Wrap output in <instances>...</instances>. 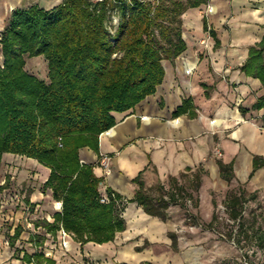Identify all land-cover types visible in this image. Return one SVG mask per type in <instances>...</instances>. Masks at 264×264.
I'll list each match as a JSON object with an SVG mask.
<instances>
[{
	"label": "trees",
	"instance_id": "trees-1",
	"mask_svg": "<svg viewBox=\"0 0 264 264\" xmlns=\"http://www.w3.org/2000/svg\"><path fill=\"white\" fill-rule=\"evenodd\" d=\"M211 0H63L46 10L37 5L18 8L1 32L3 65H0V168L4 154L37 160L51 170L45 188L63 202V213L55 221H42L46 231L56 236L60 227L85 245L114 241L126 229L121 217L126 204L137 203L145 213L163 221L170 206L198 209L202 177L199 170L170 177L147 188L143 172L132 182L138 186L132 199L107 190L108 202H102L100 185L104 178L95 174L96 165L81 162L80 150L90 148L102 159L100 136L117 124L114 114L135 109L157 93L164 83V60L174 61L187 50L182 16ZM118 10L120 23L114 34L108 28L111 14ZM204 29L216 41V32L204 18ZM44 57L48 62L49 82L29 73L26 58ZM264 85V37L249 49L246 62L239 68ZM210 97L213 86L202 84ZM264 107V96L253 106ZM242 114L247 111L240 108ZM198 117L192 98L184 99L173 114ZM221 177L229 185L235 179L234 162L217 160ZM264 167V159L255 156L251 179ZM188 171H191L189 169ZM6 186H0L2 192ZM258 192L249 193L243 185L228 192L224 201L227 219L236 230L230 233L247 264H256L245 249L256 246L264 251V204H256L246 216L250 202H258ZM29 204V199L27 200ZM216 209L217 204L214 201ZM197 224L198 218L188 214ZM215 214L206 228L214 229ZM16 231V238L20 236ZM41 236L31 241L43 246ZM176 248V243H173ZM255 254V252H253ZM24 259L37 264H56L43 253ZM222 264H243L238 259Z\"/></svg>",
	"mask_w": 264,
	"mask_h": 264
},
{
	"label": "crops",
	"instance_id": "crops-1",
	"mask_svg": "<svg viewBox=\"0 0 264 264\" xmlns=\"http://www.w3.org/2000/svg\"><path fill=\"white\" fill-rule=\"evenodd\" d=\"M215 1L219 5L218 13L209 12L204 16L202 9H190L184 23L196 36L202 37L208 33L204 29V18H207L209 27L216 32L220 44L216 45L214 40L216 50L201 62L198 74L204 78L202 84L214 87L215 99H222L220 104L225 107L217 110L211 102L191 97L198 117H174L184 99L172 96L173 86L169 88L167 82L169 72L172 73L170 70L167 72L164 66V83L155 95L121 117L114 114L117 122L112 128L114 134L103 136V133L100 136L102 159L90 148L80 150L81 162L96 165L95 174L104 178L100 185L101 194L107 195V190L112 189L132 199L138 189L132 181L141 172L147 188L160 182L168 187L171 176L180 178L181 174L195 173L201 167L208 170L214 180H224L217 160L210 157L217 142L222 150L221 159L226 164L234 162V180L240 179L249 193L259 194L264 189V167L249 178L254 157L264 159V107L253 109L264 96V85L239 69L246 62L250 47L264 37V0H211L210 5ZM20 3L21 0H13L12 7ZM36 5L46 10L58 6L54 0H44ZM12 11L3 29L9 23ZM1 37L0 30L3 56ZM197 79L199 76L195 81ZM199 89L200 85L198 89L194 85L196 94ZM205 98L210 100L211 94ZM231 102L236 104L233 109L227 106ZM240 108L247 112L242 114ZM213 115L226 120L223 123L227 127L226 134L216 135L210 124ZM174 119L182 120V123L175 126L172 124ZM1 171L4 175L0 186L6 183V188L0 193V199L8 198L15 186L22 190L32 188L31 202L34 204H8V200L7 204H0V264H37L34 259L28 263L24 256L27 254L34 258L45 246L53 249L50 259L56 264H211L206 256L209 247H196L200 236L183 237L178 234L186 221V216L180 212L184 209L180 206H170L168 219L163 221L145 213L137 203L126 204L121 213L126 229L117 233L114 241L81 245L71 235L72 249L64 252L58 246L57 235L52 240L47 239L49 232L46 228L37 226L42 221L53 223L57 214L54 204H47L54 199L52 190L45 188L51 170L35 159L7 153L3 156ZM198 193L194 192L196 196ZM199 199L201 210L203 195ZM17 230L21 231L18 238L15 236ZM32 236L45 238L43 246L31 241Z\"/></svg>",
	"mask_w": 264,
	"mask_h": 264
},
{
	"label": "rangeland",
	"instance_id": "rangeland-1",
	"mask_svg": "<svg viewBox=\"0 0 264 264\" xmlns=\"http://www.w3.org/2000/svg\"><path fill=\"white\" fill-rule=\"evenodd\" d=\"M41 1L43 2L44 0H21L20 4L12 7V10H13L12 12H14L18 8L27 9L31 6L36 5L38 2L42 3ZM54 1H55V4L59 5V3L61 4L63 0H54ZM147 1L155 3L158 0H147ZM209 5H210V2L206 5H202L201 7H199V9H202L201 11L204 16L209 15V11H208ZM189 11L190 9L182 16L183 37L187 43V50L180 57H178L176 60L172 62L169 60L163 61V65L167 69V72L170 70L172 73V80L174 82V85L171 88L170 92H173L172 96L174 98H178L179 96V98H181L182 100L192 97L195 99L203 100L206 103L211 102L212 105L214 106L213 108L218 110L219 107H225V106H222V104H220L223 102L222 99H218V98L215 99L216 98L215 89H211L210 91L211 99L206 100L205 95H204V90L203 88L201 89V84L204 82V78L200 74H198L199 68L201 66V62L204 60L206 61L207 58L210 57L212 50H216L215 41L210 36L209 33H207L206 35H202V37H198L196 36V34H194V31L192 29H188L185 26L184 18H185V15ZM120 20H121L120 12L118 10L114 11L111 14L110 19L107 24L112 34L116 32V29L120 23ZM7 26H8V23L5 27ZM4 29L2 28L1 32ZM189 51H192L194 53V56L198 60L197 69L194 71V73L191 76H189L191 85H192L191 93H189L188 90L185 89L183 85V79L179 71V60L184 54H186ZM26 64H27L26 69L28 72L35 74L38 78L49 82L48 62L45 60L44 57L26 58ZM0 65H3V61L2 62L0 61ZM196 76H199V79H197V81H195ZM194 85H196L197 89L200 85V89H199L200 92L197 94L193 91ZM179 89L182 92V94H178ZM159 90H160V87H159ZM227 106L233 109V107H235L236 104L231 102ZM215 119L216 118L213 115L211 116L210 121L215 120ZM174 120H177V119H174ZM214 128H215L214 132L216 133L217 136L227 133V127H224L223 125L221 127H214ZM210 157L215 158L216 160H219L222 158V150L218 142H217L216 147L211 150ZM9 166L11 167L12 164L10 163ZM198 170L199 172H201V177H202V184H201L198 196L199 198H202V195H203V206L201 210L200 208L199 210H196L193 207V203L189 202L187 205L188 210L184 209L180 211L184 216H186V221H185L184 226H182L178 234L183 237H187L188 235H196L197 237L200 236V240L196 241V247H201V246H205L206 248L209 247L206 251V256L207 258H209L208 260L211 264L212 263L222 264L223 262L233 261L237 259L243 264H247L246 261L243 259V251L237 248L235 242L229 238L230 233L236 230V226L232 221L227 219V215L225 213V209L223 205L228 192L238 187L239 185L243 184L242 181H240V179H238L239 181L234 180L231 185H228L224 180H218V181L214 180L212 176L210 175V172L206 170L204 167H201ZM3 175H4V171H1V168H0V180ZM156 185L157 183L154 186ZM33 191L34 190L32 188H28L26 190L24 188L22 190L21 187L15 186L12 189V191H10L11 193L9 192V195L7 196L8 198L0 199V204H7L8 201H9L8 204H28L27 203L28 199L30 202L29 204H34L31 202V197H32L31 195ZM263 194H264V189H262V191L259 193V201L257 203L256 202L249 203L250 205L246 212V216H248V213L250 212L252 208L257 207L256 204H259V203L264 204ZM214 201L217 204L216 209L214 207ZM55 202H57V200L53 199L51 203L49 202L47 204H54ZM214 212L218 216V221L214 229L206 228V226L211 222ZM189 213L193 214L196 218L199 219L196 221L197 224L193 223L195 222L194 219H190L188 217ZM245 250L250 255H253L252 259L256 264H264V251H261L256 246L247 247ZM253 252H255V254H253ZM202 255L204 254L202 253Z\"/></svg>",
	"mask_w": 264,
	"mask_h": 264
},
{
	"label": "bare ground",
	"instance_id": "bare-ground-1",
	"mask_svg": "<svg viewBox=\"0 0 264 264\" xmlns=\"http://www.w3.org/2000/svg\"><path fill=\"white\" fill-rule=\"evenodd\" d=\"M11 2V3H10ZM12 2L13 0H0V30L3 28V26L5 25L8 17L11 14L12 11ZM218 7L219 5L215 3H212L209 7V12L211 14H216L218 13ZM3 56L1 55V51H0V61H3ZM198 67V60L197 58L194 56V53L192 51L187 52L186 54H184L181 59L179 60V71L180 74L182 76L183 79V85L184 87L188 90L189 93L192 92V85H191V81L189 76H191L194 71L197 69ZM167 82H168V86L169 88H171L174 85V82L172 80V75L169 72L168 78H167ZM178 94H182V92L179 90ZM123 115L119 114L117 115L118 117H121ZM146 120L150 121V118H146ZM224 121H226L224 118H216L215 120L210 121V124L213 127H221L224 123ZM182 123V120H175L172 122V124H174L175 126H178L179 124ZM114 134V131H110L108 133L103 134V136H107V135H112Z\"/></svg>",
	"mask_w": 264,
	"mask_h": 264
},
{
	"label": "built area",
	"instance_id": "built-area-1",
	"mask_svg": "<svg viewBox=\"0 0 264 264\" xmlns=\"http://www.w3.org/2000/svg\"><path fill=\"white\" fill-rule=\"evenodd\" d=\"M104 0H92V2L97 3V2H103ZM210 7V6H209ZM209 10V8H208ZM108 196L107 195H103L102 194V199L101 201L104 202H108ZM54 210L56 213H63V202L62 201H57L54 203ZM47 239H54L53 235L50 233L46 234ZM57 240L59 243V247L64 251V252H70L72 249V239H71V235L65 231V229L63 228V226L60 227V230L57 233ZM52 244H54V242H52ZM41 252L45 255L46 258H50L53 256V249L50 247H46L43 248L41 250Z\"/></svg>",
	"mask_w": 264,
	"mask_h": 264
},
{
	"label": "water",
	"instance_id": "water-1",
	"mask_svg": "<svg viewBox=\"0 0 264 264\" xmlns=\"http://www.w3.org/2000/svg\"><path fill=\"white\" fill-rule=\"evenodd\" d=\"M110 131H112V129H111ZM110 131H108V132H110ZM108 132H107V133H108Z\"/></svg>",
	"mask_w": 264,
	"mask_h": 264
}]
</instances>
